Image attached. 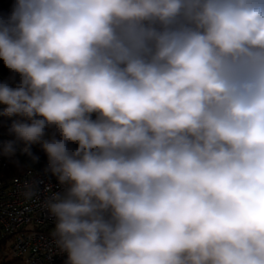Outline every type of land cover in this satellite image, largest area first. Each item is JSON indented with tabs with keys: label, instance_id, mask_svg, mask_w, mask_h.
Listing matches in <instances>:
<instances>
[{
	"label": "clouds",
	"instance_id": "1",
	"mask_svg": "<svg viewBox=\"0 0 264 264\" xmlns=\"http://www.w3.org/2000/svg\"><path fill=\"white\" fill-rule=\"evenodd\" d=\"M0 61L65 264H264V0H14Z\"/></svg>",
	"mask_w": 264,
	"mask_h": 264
},
{
	"label": "built area",
	"instance_id": "2",
	"mask_svg": "<svg viewBox=\"0 0 264 264\" xmlns=\"http://www.w3.org/2000/svg\"><path fill=\"white\" fill-rule=\"evenodd\" d=\"M23 147V143H18L16 154L11 158L0 155V168L7 169L15 157L26 155ZM37 162L38 167L19 170L10 179L0 182V264L13 260H20L22 264H65L66 255L58 253L50 235L53 218L41 208L40 200H27L20 192L19 186L29 178V172L41 181V200L46 195L43 191L46 185L51 184L53 191L60 190L56 178L43 171L47 161Z\"/></svg>",
	"mask_w": 264,
	"mask_h": 264
},
{
	"label": "trees",
	"instance_id": "3",
	"mask_svg": "<svg viewBox=\"0 0 264 264\" xmlns=\"http://www.w3.org/2000/svg\"><path fill=\"white\" fill-rule=\"evenodd\" d=\"M13 2L14 0H0V13H5V14L8 13L11 9ZM11 75L12 74L9 72V70L3 66V62L0 61V80H7ZM2 109H3V105H0V112H2ZM14 119L15 117L9 118L7 116L0 115V141L14 138L9 135V128L11 127ZM30 150L34 156L39 158L38 161L39 160L47 161V157H44L41 154L36 144L30 146ZM16 161H19L21 164H29L31 163V158L28 155H18L17 157H15L10 167H8L7 169L0 168V182L2 179L8 176L10 169L16 170L15 171L16 173L19 171L15 163ZM38 166L39 163L36 162L34 165H32V168H36ZM3 264H22V262L20 260H13L10 262H5Z\"/></svg>",
	"mask_w": 264,
	"mask_h": 264
},
{
	"label": "rangeland",
	"instance_id": "4",
	"mask_svg": "<svg viewBox=\"0 0 264 264\" xmlns=\"http://www.w3.org/2000/svg\"><path fill=\"white\" fill-rule=\"evenodd\" d=\"M15 171H16V170L10 169V170H9V173H8V176L5 177L4 179H2L1 182L10 179L14 174H16Z\"/></svg>",
	"mask_w": 264,
	"mask_h": 264
},
{
	"label": "water",
	"instance_id": "5",
	"mask_svg": "<svg viewBox=\"0 0 264 264\" xmlns=\"http://www.w3.org/2000/svg\"><path fill=\"white\" fill-rule=\"evenodd\" d=\"M37 148L43 156L47 157L46 153L43 151V149L41 148V146L39 144H37Z\"/></svg>",
	"mask_w": 264,
	"mask_h": 264
}]
</instances>
